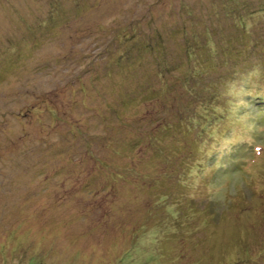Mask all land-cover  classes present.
Masks as SVG:
<instances>
[{"label": "rangeland", "instance_id": "374dc122", "mask_svg": "<svg viewBox=\"0 0 264 264\" xmlns=\"http://www.w3.org/2000/svg\"><path fill=\"white\" fill-rule=\"evenodd\" d=\"M263 43L264 0H0V264H264Z\"/></svg>", "mask_w": 264, "mask_h": 264}, {"label": "trees", "instance_id": "16d2710c", "mask_svg": "<svg viewBox=\"0 0 264 264\" xmlns=\"http://www.w3.org/2000/svg\"><path fill=\"white\" fill-rule=\"evenodd\" d=\"M247 7H249L248 5H246ZM229 16H230V18L231 19H235L237 22H235L236 23V25L238 26V27H240V19L242 18V16H241V12H240V10H239V12H237L235 15H233V13H231V14H229ZM241 44H242V42H241ZM263 45H264V43H263ZM249 47H247V52L248 53H252V49H253V46H251V44H249L248 45ZM252 48V49H251ZM226 59H228V58H225L224 56H222V58H221V63H225V64H227L228 62L226 61ZM238 63H239V61H237ZM229 63H231V62H229ZM228 63V64H229ZM236 63V62H235ZM234 63V64H235ZM202 64H203V66H205L206 68H211L210 67V65L209 64H212V57H211V52L210 53H207L204 57H203V59H202ZM218 64V63H217ZM233 64V65H234ZM236 66H237V64H236ZM239 66V65H238ZM239 68H240V66H239ZM213 69V68H212ZM208 71V70H207ZM201 75H202V72H201V70H200V72H199ZM234 72H229V74H231V76L232 75H234L233 74ZM199 74V75H200ZM197 75V73H193L192 74V78H194L195 76ZM224 79V81H225V78H223ZM261 83H262V85L259 87V96L257 97V100H258V102H259V106H260V112L262 113V115L264 116V73L262 74V76H261ZM215 94V93H214ZM213 93H211V94H208L207 95V97L208 98H211V96H212V98H216V96L214 95ZM202 95V94H201ZM199 97V96H198ZM205 97V96H204ZM200 98H201V96H200ZM202 98H203V96H202ZM204 99V98H203ZM257 103V102H256ZM195 114V113H194ZM194 114H193V116H194ZM198 118V120H199V122L201 121V119L199 118V116H197ZM197 120V121H198ZM203 123V122H202ZM188 129V128H187ZM185 133H188L187 131L185 132ZM246 140H248L247 142H248V144H247V146H249V149H250V152H251V147H252V145H250V142H249V138H247ZM237 166H239V169H240V171H241V173H242V171L244 170V167H243V165L242 164H237ZM247 171V169L244 171V172H246ZM213 174L215 175L216 174V172L215 171H213ZM263 190V189H262Z\"/></svg>", "mask_w": 264, "mask_h": 264}]
</instances>
